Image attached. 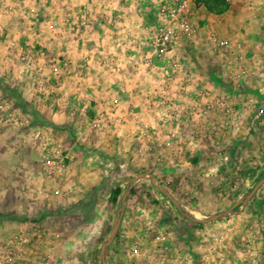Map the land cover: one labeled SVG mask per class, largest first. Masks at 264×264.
<instances>
[{
  "label": "rangeland",
  "instance_id": "1",
  "mask_svg": "<svg viewBox=\"0 0 264 264\" xmlns=\"http://www.w3.org/2000/svg\"><path fill=\"white\" fill-rule=\"evenodd\" d=\"M151 2L136 0L143 16L142 21L136 17L139 26L152 22ZM44 3L47 13L61 11L69 23L80 24L83 15H78L70 0H7V4L0 0V7L2 11L5 6L11 8L8 21L15 19L16 10L22 7L30 9L34 23L55 24L52 16L37 10ZM71 12L76 13L75 20L69 17ZM30 15L24 19L28 23L32 22ZM193 23L195 35L181 43L180 59L190 78L188 93L196 97L205 91L203 107H186L187 112L182 111L184 107L136 111L140 127H136L135 145L120 140L123 132L119 129L104 127L83 134L104 138L101 132L108 130L114 138V134L119 135L113 142L93 141L77 150L79 158L81 153L101 152L113 169L97 196L98 221L78 225L73 232L70 218L58 217L59 209L51 205L45 208L48 218L42 223L36 221L37 207L0 208V215L23 218L20 223L0 222V264H244L246 246L257 249L254 264L264 261V0H207L195 10ZM213 36L243 45L246 72L242 77L235 59L224 57L213 47ZM89 49L78 54L81 63L93 54L104 55L98 46L92 52ZM26 70L30 77L39 74L35 67ZM148 75L154 87V74ZM36 83L33 91H38ZM156 99L152 89L150 103ZM181 104H185L184 97ZM36 110H26L33 125L48 128V119L53 116L46 112V122L36 116ZM63 110L59 111L61 117H56L68 130L76 119L69 118L73 114L66 107ZM84 118L77 119L78 125L89 128L91 119ZM225 122L229 124L225 126ZM74 132H69L71 138L80 136ZM168 135H173L172 148H158L156 144ZM89 163L99 165L97 160ZM30 182L36 189V182ZM49 190L54 196L65 193L61 186ZM8 192L15 200L20 196L15 187ZM107 195L109 204L104 205ZM92 231L93 238L88 239ZM246 234L252 235L253 243L246 242L228 254L230 245L235 241L241 244ZM208 235L213 238L206 245L211 253H200V247L206 248L199 240ZM170 243L177 251L172 257ZM180 245L188 254L180 255ZM212 245L216 246L214 255ZM218 249L225 254L216 262Z\"/></svg>",
  "mask_w": 264,
  "mask_h": 264
},
{
  "label": "crops",
  "instance_id": "2",
  "mask_svg": "<svg viewBox=\"0 0 264 264\" xmlns=\"http://www.w3.org/2000/svg\"><path fill=\"white\" fill-rule=\"evenodd\" d=\"M70 1L71 5L74 6L73 8L78 11V15H83L82 18L80 17L79 25H74L71 21L69 23L66 17L60 13L61 11L58 14L56 12L47 13L46 3L42 4V7L39 5L41 9L37 10L42 11V15L52 16V19L55 20L53 30L48 29V24L44 22L34 23L33 17L28 13L29 8H18L14 15L16 18L8 21L7 16L11 14H4L0 7V34L3 35L4 39L16 40L22 50L36 51L38 64L35 69L39 73L37 77L32 76V79L28 74L29 70L27 71L19 64V53L12 54L9 62L5 60V55L0 53V98L9 96L18 113H25L28 107H35L37 108L35 112L39 113L36 116L39 118L41 116L46 122V112L53 116L48 119L49 125L47 126L53 137L69 151L71 159L68 168L59 176L46 180L44 183L38 178L36 179L37 188H45L44 196L38 198L37 208L39 210L36 221L42 223L45 218H48V215H45V208L51 205L55 209H59L58 217L67 216L70 218L73 223L71 230L75 232L78 225H93V222L97 220L95 216L101 215L98 209L99 203L97 201L99 198L97 199V196L104 189L101 186L106 185L108 172L113 170L106 155L101 152L88 154L89 156H86V152L81 153L83 155L79 158L78 146L89 145L93 141L96 143L102 140L104 143H109L119 137L118 134H114L116 136L114 138L108 133L110 132L108 130L101 132L104 138L83 135L92 129L78 125L77 119L85 117L84 119L87 120V118L92 119L99 113L108 114L112 110L111 105H114L117 118L114 117V123L108 128L119 129L120 133L123 132L119 139L135 145L136 127H140L136 123V111L143 113L149 109L153 83L145 71L136 72V67L141 64L140 49L144 44V33L139 26L140 20L136 24V17L140 16L141 21L143 19L139 7H136V0ZM5 4H7V0H5ZM29 15L32 19L31 23L24 20ZM112 19L114 20L113 23L110 22ZM61 21H64L65 24L60 23ZM95 46L103 50L104 55L98 57L91 54L90 60L85 59L87 61L84 60L81 63L78 54L87 47L92 52L91 49ZM262 53L264 54V48ZM56 60L73 61L77 70L83 65L85 72L83 70L82 73L77 72L70 76L63 75L62 80L53 88L51 85L55 83V75L51 71V65ZM40 81L48 83V86L52 88L53 94L47 100H44L38 91L32 90L35 83L38 85ZM3 84H6V90L3 89ZM64 107L67 108L68 113L73 114L69 118L73 121L76 119L75 123L72 122L74 125L71 123L72 125L67 127L69 131L62 124L61 119L56 117V115L61 117L59 111L63 110ZM123 111L127 115H124ZM63 112L66 113L64 110ZM130 114L134 117H130ZM139 121H142V118L137 122L139 123ZM73 129L78 132L76 130L74 132ZM81 129L83 131H80ZM66 132H68L66 134L68 137L65 135ZM69 132L78 133L80 136L73 139L69 136ZM141 144L143 143H139V145ZM40 158L39 150L33 143L19 146L0 138V208H17L18 206L21 209L25 206L21 195L15 200L13 193L10 194L8 191L14 187L17 188L20 182L30 175V171H41ZM93 160H97V164H99L96 165L97 167H94L93 163H89ZM102 174L106 177H101ZM55 186L64 187V196L53 195L49 188L55 189ZM18 201L19 203H17ZM103 204H109V195L104 197ZM12 218V215H0V222L20 223L23 219L17 218V216ZM218 234L224 240L221 232ZM88 236V239H92L93 231ZM212 239V236L208 235L199 241L206 248ZM241 240V244L236 243V241L233 242L227 253L232 255L236 247L239 249L240 245H244L246 242L253 243L251 234H246ZM170 244L172 257L173 254L176 255L177 251L176 246L173 243ZM214 245H212V251L216 249ZM179 248L180 255L188 254V249L185 246L180 245ZM200 248V253H205L208 250V248L204 249L203 246ZM223 248H227L226 245L225 247L223 245ZM245 249L247 252L244 264H254L253 257L257 249L255 250L252 246H246ZM224 252V250L218 249L217 255L214 256L216 262L222 254H225ZM208 253L211 251L208 250ZM263 263L264 261L261 259V264ZM171 264H173L172 261Z\"/></svg>",
  "mask_w": 264,
  "mask_h": 264
},
{
  "label": "built area",
  "instance_id": "3",
  "mask_svg": "<svg viewBox=\"0 0 264 264\" xmlns=\"http://www.w3.org/2000/svg\"><path fill=\"white\" fill-rule=\"evenodd\" d=\"M148 5L153 9L152 22L143 23L140 27L144 33V44L141 50V64L136 72L145 71L153 73V93L158 98L151 102L149 109L156 107H203L205 91H199L195 97L189 94L190 78L187 75L180 59L181 43L195 35L196 27L193 23L195 10L207 0H151ZM232 2L234 0H225ZM4 14H11V8L5 6ZM71 20H75L76 13L69 14ZM54 25L49 24L48 29L53 30ZM213 47L223 53L224 57L230 56L235 59L240 68L239 77L246 72L244 64L243 45L231 39L213 36ZM0 53L5 55V60L10 61L12 54H18V62L24 68L30 69L38 64L36 51L22 50L19 43L13 39H4L0 34ZM5 61V62H6ZM87 61V60H85ZM51 71L55 75L53 88L62 80L63 75L70 76L80 69L75 68L73 61L56 60L51 65ZM48 83L40 81L38 92L44 100L52 96V88ZM6 90V84L2 85ZM185 98V104H181V98ZM189 101V103H187ZM112 106L110 113H99L88 123L92 130H101L114 123L117 114L116 107ZM169 110V109H168ZM167 111V110H166ZM166 112L164 113V115ZM229 122H225L227 126ZM10 136V137H9ZM0 138L14 145H27L33 143L40 153L42 164L41 171H30L17 186V191L24 200V207H37L38 198L43 197L45 189L36 188L30 181L38 178L41 182L50 180L64 172L70 163V153L62 144L55 139L49 128L34 126L32 116L28 113H18L13 107L9 96L0 98ZM173 135H168L163 141L156 144L158 148H172ZM30 180V181H29ZM35 190V191H34ZM71 192V189H69ZM55 192V191H54ZM57 193V192H56ZM54 194V193H53ZM16 217V216H15ZM11 261V259H8Z\"/></svg>",
  "mask_w": 264,
  "mask_h": 264
},
{
  "label": "trees",
  "instance_id": "4",
  "mask_svg": "<svg viewBox=\"0 0 264 264\" xmlns=\"http://www.w3.org/2000/svg\"><path fill=\"white\" fill-rule=\"evenodd\" d=\"M117 192H118L117 190L114 191L115 194H116Z\"/></svg>",
  "mask_w": 264,
  "mask_h": 264
}]
</instances>
